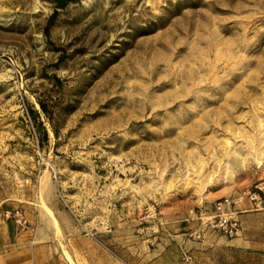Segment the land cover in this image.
<instances>
[{
  "label": "rangeland",
  "instance_id": "rangeland-1",
  "mask_svg": "<svg viewBox=\"0 0 264 264\" xmlns=\"http://www.w3.org/2000/svg\"><path fill=\"white\" fill-rule=\"evenodd\" d=\"M259 178L264 0H0V206L28 219L5 220L17 242L71 264H264V247L226 242L242 229L190 235ZM246 236L264 242V217Z\"/></svg>",
  "mask_w": 264,
  "mask_h": 264
},
{
  "label": "built area",
  "instance_id": "built-area-1",
  "mask_svg": "<svg viewBox=\"0 0 264 264\" xmlns=\"http://www.w3.org/2000/svg\"><path fill=\"white\" fill-rule=\"evenodd\" d=\"M243 199L247 201L249 209H264V178L256 179L249 186L234 194L216 198L211 202L208 213L199 209L196 214V218L199 220L198 226L190 231V235L196 239H202L206 231H211L226 237L236 236L241 229L236 205ZM0 220H11L21 227L26 226L28 222L24 212L17 206H0ZM183 255L186 260L192 257L187 251H183Z\"/></svg>",
  "mask_w": 264,
  "mask_h": 264
},
{
  "label": "crops",
  "instance_id": "crops-1",
  "mask_svg": "<svg viewBox=\"0 0 264 264\" xmlns=\"http://www.w3.org/2000/svg\"><path fill=\"white\" fill-rule=\"evenodd\" d=\"M237 216L244 223L242 226L243 235L226 240L230 244H238L245 252L251 248L264 247V242L258 239H251L246 236L247 221L251 218L264 217V211L245 212V210H237ZM22 235L14 233L12 223L0 220V264H71L66 258L56 256V249L53 244L48 242H17ZM221 240L227 239L224 235L210 233V239L214 241L216 237ZM13 238L15 242H13ZM12 241V242H11ZM182 264V263H178ZM186 264V263H183ZM239 264H246L240 262Z\"/></svg>",
  "mask_w": 264,
  "mask_h": 264
},
{
  "label": "trees",
  "instance_id": "trees-1",
  "mask_svg": "<svg viewBox=\"0 0 264 264\" xmlns=\"http://www.w3.org/2000/svg\"><path fill=\"white\" fill-rule=\"evenodd\" d=\"M53 18H54V13H52V14L49 16L47 26H49V25L53 22ZM38 102H39V105H40L41 110H42L44 113L48 114V109L46 108L45 104L42 103L41 101H38ZM30 110H31V112H33V109H32V108H31Z\"/></svg>",
  "mask_w": 264,
  "mask_h": 264
},
{
  "label": "water",
  "instance_id": "water-1",
  "mask_svg": "<svg viewBox=\"0 0 264 264\" xmlns=\"http://www.w3.org/2000/svg\"><path fill=\"white\" fill-rule=\"evenodd\" d=\"M58 4H63L65 0H56Z\"/></svg>",
  "mask_w": 264,
  "mask_h": 264
},
{
  "label": "bare ground",
  "instance_id": "bare-ground-1",
  "mask_svg": "<svg viewBox=\"0 0 264 264\" xmlns=\"http://www.w3.org/2000/svg\"><path fill=\"white\" fill-rule=\"evenodd\" d=\"M55 222H56V219H55Z\"/></svg>",
  "mask_w": 264,
  "mask_h": 264
}]
</instances>
